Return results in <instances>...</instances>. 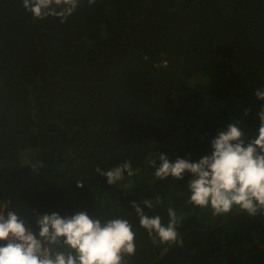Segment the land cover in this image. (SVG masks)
<instances>
[{
    "label": "trees",
    "instance_id": "16d2710c",
    "mask_svg": "<svg viewBox=\"0 0 264 264\" xmlns=\"http://www.w3.org/2000/svg\"><path fill=\"white\" fill-rule=\"evenodd\" d=\"M261 87L264 0H80L64 23L0 0V205L35 233L44 214L127 219L124 264H264V214L214 215L189 202L191 174L151 164L198 162L231 120L254 139ZM127 160L114 185L95 171ZM132 202L164 225L173 208L182 244L153 243Z\"/></svg>",
    "mask_w": 264,
    "mask_h": 264
},
{
    "label": "clouds",
    "instance_id": "9594fccd",
    "mask_svg": "<svg viewBox=\"0 0 264 264\" xmlns=\"http://www.w3.org/2000/svg\"><path fill=\"white\" fill-rule=\"evenodd\" d=\"M80 0H22V6L33 20L43 21L54 17L64 23L79 6ZM89 5L95 0H88ZM264 101V87L255 92ZM249 112L245 111V115ZM259 127L254 139L248 140L239 121L231 120L226 129L211 140V154L198 162L177 158L170 162L167 155L159 154L151 161L158 179L172 177L188 181L189 202L199 208L211 207L214 215L232 212L234 207L250 217L264 214V105L257 113ZM95 171L114 185L134 175L130 160L110 169L97 167ZM138 172L139 169H136ZM78 187H82L78 184ZM151 208L152 204L144 200ZM139 225L153 237V243L181 245L176 211L169 207L168 223L162 224L160 216H148L135 202ZM30 221L22 218L13 208L0 211V264H124L123 255L135 254V237L127 219L113 218L102 221L93 219L86 212L69 217L58 213L44 214L36 218L38 233L28 227ZM167 250V249H166Z\"/></svg>",
    "mask_w": 264,
    "mask_h": 264
},
{
    "label": "built area",
    "instance_id": "2783aa9c",
    "mask_svg": "<svg viewBox=\"0 0 264 264\" xmlns=\"http://www.w3.org/2000/svg\"><path fill=\"white\" fill-rule=\"evenodd\" d=\"M8 207H9V205L7 203H4V204L0 205V211H3L6 213L9 210ZM37 217H39V216H37ZM3 243H5V242H0V244H3Z\"/></svg>",
    "mask_w": 264,
    "mask_h": 264
}]
</instances>
